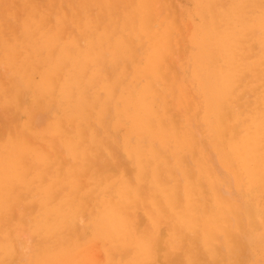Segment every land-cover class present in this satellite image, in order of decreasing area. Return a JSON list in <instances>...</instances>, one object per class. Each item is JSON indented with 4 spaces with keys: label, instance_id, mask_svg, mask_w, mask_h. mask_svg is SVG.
Returning <instances> with one entry per match:
<instances>
[{
    "label": "rangeland",
    "instance_id": "1",
    "mask_svg": "<svg viewBox=\"0 0 264 264\" xmlns=\"http://www.w3.org/2000/svg\"><path fill=\"white\" fill-rule=\"evenodd\" d=\"M1 1L0 264H124L137 238L146 234L147 264L187 256L212 261L204 245L210 230L212 255L220 261L261 264L260 146L253 147L257 155L249 174L239 166L242 147L229 143L240 142L245 127L257 124L250 103L258 96L249 89L223 102L221 83L229 69L236 78H260V0H59L48 11H57L50 21L37 5L50 0ZM74 16L94 20L95 27L66 26ZM245 29L251 50L238 45ZM232 40L237 43L231 45ZM113 141L120 145L119 165L111 161ZM148 157L151 176L140 182L135 174ZM155 166L164 167L161 177H155ZM123 181L138 193L126 196L130 238L114 246L93 238L103 226H92L90 218L98 195L109 198L106 192H115ZM192 181L196 193L185 189ZM160 186L169 193L157 194ZM229 187L242 203L223 195ZM184 191L190 202L196 200L194 219L173 232V209L183 206ZM51 192L95 193L90 209L73 212L76 229L60 241L48 227L58 222L64 199L57 201ZM154 198L162 212L157 225L147 215ZM11 204L18 215L13 219L6 212ZM240 232L248 235L246 244L238 239ZM169 238L177 242L174 247Z\"/></svg>",
    "mask_w": 264,
    "mask_h": 264
},
{
    "label": "bare ground",
    "instance_id": "2",
    "mask_svg": "<svg viewBox=\"0 0 264 264\" xmlns=\"http://www.w3.org/2000/svg\"><path fill=\"white\" fill-rule=\"evenodd\" d=\"M57 1H59V0H50L49 4L47 6H40L39 4L35 3L32 0V2H34L35 4H37L40 7V9H41V11H43L44 15L47 16L48 21H50L54 17V15L57 13V11H56L53 14H48L49 10H54L56 8L55 7V3ZM3 9H4V3L0 0V11L3 10ZM12 14L15 15V13H13V11H12ZM2 17L4 18V17H6V15L2 14ZM19 19H21V18H19ZM202 20H203V18H202ZM240 21H242V20H240ZM205 29H206V27H205ZM245 31H246V29H245ZM236 32H238V30H236V29L229 30V34H231L232 36H234L236 34L239 35ZM248 36H249V32H247V31L242 33V34H240V36H239L238 45H240L241 49H243V50H251L252 49V46L250 44H248V45L246 44V43H248L247 41H250L249 39H247ZM252 40L255 42V39L252 38ZM256 41L259 42V48H260V51H261L260 54H259V63H260V78H259V80H257V81H255V80H243V79H240V78L233 77L234 72L231 69H229V78L226 77V78H224L221 81V83L223 85V88L226 91V93L224 94V101L223 102L227 101L230 97H232L234 95H237L238 93L240 95L248 93V92H250L249 89L254 91L257 94V96H258V100L257 101L250 103V107L257 114V117H256L257 124L252 123L249 126L245 127L244 133H243L244 137L242 138V140L240 142H238L237 141L238 139H236V138H234L235 141L234 140H230L229 141V143L234 145L235 148H236V146H238V144L242 147V154H241V158L242 159H245L249 155L251 156V158L253 160L252 168H251V170H249L248 168H245V171L247 173H249V174H251L253 172V170H254L255 156L257 155L255 152H253V147L260 146L261 122H262V103H264V101H262V85H264V64H262V58H264V36H262V32L260 33V35H257ZM229 43L231 45H234V44L237 43V41L236 40H232V41H229ZM148 51H150V50H148ZM244 58L246 59L247 56L244 55ZM227 62H229V60H227ZM144 64H146V63H144ZM240 66H241V64H240ZM248 66H249V63L247 65V68H248ZM241 68L243 70L246 69L245 63H243ZM135 81H137V80H135ZM166 99H168V98H166ZM145 104H147L146 101H145ZM222 113H223V108L221 107V114H220V117H219L220 122H221ZM148 123L151 125V122H148ZM209 133H211V132H209ZM215 137H216V135H215ZM83 139H84V132H83ZM113 143H114V141H113ZM153 152H154V150H151V153H153ZM146 161H147L146 167L144 165H140L139 171L135 174L136 178L139 179L140 182L147 181L149 176H151V169H149V167H148L149 157L146 159ZM223 161H226V160H223ZM235 161H236V159H235ZM155 169H156L155 177H158V175H159V177H161V174H164V172H165L164 167L155 166ZM129 171L131 172V174L135 173V171L133 170L132 167H131V169H129ZM229 172H231V174L235 173L234 168H232L231 165H230V162H229ZM185 174H193V173H191L189 171H186ZM195 174H196V172H195ZM214 174L209 171V175L210 176H213ZM192 182H193L192 185L187 186V188H185V189L196 193V183H195V181H192ZM258 183H259V181H257V185H258ZM157 185H158L157 181L153 182L152 188L157 186ZM166 191L169 193L168 187L160 186V187L157 188V194H162V193L165 194ZM106 193L110 197L108 198L105 195L104 192L100 193L101 195H98L99 198L96 200V202L94 204V209L95 210H94V212L91 213V218H90L91 225L92 226H99V225L103 226L102 232L100 234H96L93 238L103 239L110 245L114 244V246H118L120 242L125 241L126 237L130 238L129 233H130V229L131 228H130L129 224L127 223L128 219H129V215H128L127 210L131 206V204L128 201L126 196L127 195L137 194L138 193V188L132 187V185H130L127 181H123V182L118 184L115 192H106ZM51 194L56 200L60 199V198L64 199L63 202L60 203V208H59L60 218H59L58 222L56 224L48 227V228L51 229V231H50L51 235L50 236L52 238H54L55 241H60V240L66 238L68 236L69 229L72 230V231H75V229H76V225H75L76 224V219H75V216H74L73 212L75 210H77V209H90L91 205L93 204L92 198L95 197V193L94 192H85V193L71 192V193H66V194H62L61 195L60 193L51 192ZM19 196L24 197L25 194H19ZM183 196L185 197V201H184L183 206L179 207L177 209H173V215H174V218H175L174 224L172 226L173 232H174V229H177V228L179 229V228H182V227L190 226L192 221H193V219H194L195 208H196V200L194 199L193 201L190 202V200H188L186 198L189 195L185 191H184V195ZM18 202H22V203L24 202L25 203V200H20ZM32 206H33L32 207L33 212H36L37 207H38V204H37L36 200H34L32 202ZM148 207H149V201H148ZM6 212L9 213V218L10 219H13V218L18 216L16 214V212H17L16 205L14 207L12 206V204L9 205V209L6 210ZM6 215H8V214H6ZM147 215H148V218L151 221V223L153 225H157L159 219L162 216V212H161L160 208L158 207V203H157V200L155 198L152 200V209L148 211ZM9 225H11V224H9ZM5 226H6V224H5ZM214 237H215L214 232L212 230H210L208 232V234L205 235V238L208 241V243L204 242V245H206V247L210 248L212 252L214 250V247L212 245L213 244L212 242L214 241L213 240ZM78 244L76 245L75 248H77ZM207 244H209V246H207ZM21 245L22 244H20L19 247H21ZM34 250H35V248H34ZM72 251L67 252L66 253V257H70L71 254H72ZM150 252H151L150 238L148 237L147 234L146 235H141V236H139L137 238V240L134 243V251L132 250V255L130 256L129 259H127L124 262V264H147V261L149 260V257H150ZM212 252L208 253L210 258H211V260L212 261H220L221 257L219 255H212ZM76 254H78V252H76L74 255H76ZM260 256H262V255H260ZM13 258H15V256ZM187 260H191L193 262H197L195 258L191 259L190 256H187Z\"/></svg>",
    "mask_w": 264,
    "mask_h": 264
},
{
    "label": "snow or ice",
    "instance_id": "3",
    "mask_svg": "<svg viewBox=\"0 0 264 264\" xmlns=\"http://www.w3.org/2000/svg\"><path fill=\"white\" fill-rule=\"evenodd\" d=\"M84 7H89L85 5ZM157 8L164 9L166 5L164 4H158L156 6ZM260 23H261V32L262 36H264V0H260ZM77 24H80L81 27H87L89 30L93 29L95 27L94 20H89L86 16L84 17H72L70 20L66 22V26H75ZM193 27V31H194ZM262 64H264V58H262ZM262 101H264V85H262ZM22 108L30 107V105L24 104L21 105ZM26 123H29V121H26ZM39 126V125H37ZM131 144H135L136 140L135 137H132L130 140ZM119 152H120V145L118 142H114L113 150L111 153V161L114 164L119 165L121 162L119 160ZM253 165V160L251 156L249 155L242 161H240L239 166L248 168L251 170ZM260 173H261V189H262V197H264V103H262V122H261V137H260ZM223 195L229 199L243 202L240 195L236 193V191L232 188H226L223 190ZM238 239L241 241L242 245L246 244L249 240V237L246 233L240 232L238 234ZM34 243L37 245V247L41 246L42 241L39 239V236H37V239L34 241ZM87 243V241H85ZM176 241H173L171 238H169L168 244L169 247H174L176 245ZM259 243L261 246V249L264 250V228L261 229L260 236H259ZM241 251H243V247H241ZM72 264H76V262H72ZM171 264H252L250 261L246 260H225V261H204V262H193L191 260H182L179 262H171ZM261 264H264V261H261Z\"/></svg>",
    "mask_w": 264,
    "mask_h": 264
}]
</instances>
